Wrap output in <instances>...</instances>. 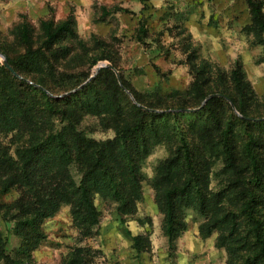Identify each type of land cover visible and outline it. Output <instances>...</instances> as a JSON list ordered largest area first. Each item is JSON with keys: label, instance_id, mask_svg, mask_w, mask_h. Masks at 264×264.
<instances>
[{"label": "rangeland", "instance_id": "obj_1", "mask_svg": "<svg viewBox=\"0 0 264 264\" xmlns=\"http://www.w3.org/2000/svg\"><path fill=\"white\" fill-rule=\"evenodd\" d=\"M71 17L76 37L60 34L48 49L43 23L60 25ZM23 26L29 29L33 48L46 53L43 69L33 67L57 95L46 92L54 99H65L63 104L75 111L87 138L97 142L117 138L116 119L106 113H112V108L121 114L120 121L137 114L133 106L149 113L139 146L133 149L135 180L129 174L121 177L125 202L114 199L110 189L100 184L94 190L100 222L88 236L75 226L71 207L62 205L43 221V238L31 251L32 259L40 264H62L73 250L86 248L90 264L241 262L251 247L245 240L248 222L236 219L230 227L225 215L216 218L217 207L206 215L193 193H188L177 199V231L171 242L161 190L187 176L175 157L180 144L178 126L201 156L213 154L207 161L205 188L218 195L216 203L226 197L234 212L242 198L239 190L227 185L235 170L226 167L218 145L221 136L237 149L238 158L243 157L240 120H250L259 134L264 166V43L247 0H0V53L14 59L26 53L19 36ZM104 63L119 72V78L113 73L124 92L118 105L108 108L100 107V101L117 88L113 79L105 76L92 84L102 70L97 73L96 69ZM238 68L247 88L239 102L250 118L221 93L233 88L232 73ZM83 87L87 89L81 92ZM203 94L207 95L202 99ZM211 95L225 101L203 111ZM214 119L220 125L217 131ZM237 168L247 170L246 161ZM70 171L78 182L76 168ZM254 191L264 232V186ZM16 197L8 193L1 201L9 203ZM207 224L213 227L210 235ZM15 226L0 215V232L12 256L23 244Z\"/></svg>", "mask_w": 264, "mask_h": 264}, {"label": "trees", "instance_id": "obj_2", "mask_svg": "<svg viewBox=\"0 0 264 264\" xmlns=\"http://www.w3.org/2000/svg\"><path fill=\"white\" fill-rule=\"evenodd\" d=\"M247 4L264 43V3L262 0H247ZM73 24L72 17L60 25L43 23L48 49L55 44L60 34L68 33L71 38L76 37L74 29L72 30ZM29 34L26 26L19 32L20 39L27 48L23 56L14 59L6 55L10 67L23 79L0 64V215L4 221L16 223V234L23 240L21 249L12 256L8 253L0 232V264H40L32 259L30 253L43 238V221L62 205L71 207L75 226L83 229L86 236L90 235L100 222V214L94 203V190L100 184L110 189L114 199L125 202L127 193L121 187V177L129 174L135 180L132 167L136 164V154L133 149L139 146L142 127L149 114L133 106L137 114L120 121L117 118L121 114L112 108V113H106L116 119L117 138L107 142L87 138L79 127L80 119L72 107L63 104L65 99L52 98L46 90L57 95L55 90L46 78L37 76L33 69H43L42 58L46 57V53L43 48H33ZM102 77H111L113 86L116 85L117 88H113L109 95L101 99L100 107L118 105L120 95H124V92L118 86L113 71L102 69L92 84ZM27 79L42 88L30 85ZM232 81L233 88L221 93L246 118H250L245 106L239 102L247 93L239 68L232 73ZM83 88L81 92L87 89ZM206 95L203 94L202 99ZM222 101L225 99L213 98L203 111L211 110L214 103ZM215 122L217 131L220 125L216 120ZM240 122L244 139L243 157L238 158L237 149L226 136H221L218 144L226 167L235 170L233 178L227 181V185H231L230 190H239L242 198L235 212L226 203V197L216 203L218 195L207 193L205 188L204 180L209 169L207 161L213 154L201 156L178 126L180 144L175 157L187 176L182 182H170L161 190L166 214V234L173 242L177 231V199L193 193L202 213L211 215L210 211L215 206L219 210L216 218L218 215H225L230 227L235 226L236 219L248 222L245 240L251 243V247L238 264H264L263 222L257 214V197L254 191L255 188L264 186L259 134L253 129L250 120ZM245 161L247 170L238 169L237 165H244ZM72 166L80 175L78 182L70 171ZM162 173L161 170L159 176ZM8 193L17 197L9 203H3L2 196ZM207 229V235H210L212 225L207 224ZM89 252V249L77 248L62 264H90L87 258Z\"/></svg>", "mask_w": 264, "mask_h": 264}, {"label": "water", "instance_id": "obj_3", "mask_svg": "<svg viewBox=\"0 0 264 264\" xmlns=\"http://www.w3.org/2000/svg\"><path fill=\"white\" fill-rule=\"evenodd\" d=\"M0 59H1V61L3 62V65L8 69V70H10L15 76H18V74L16 73V72H14V70L10 67V65L8 64V61H7V58H6V56L4 55V54H2V53H0ZM104 68H107V69H110V70H112L113 72H115V74L118 76V78H119V72L116 70V68H114V66H112L111 64H101L100 65V67L98 68V69H96V72L97 73H99V71L101 70V69H104ZM89 81H91V79L89 80ZM88 81V82H89ZM79 89H81V88H79ZM78 89V90H79ZM75 91H77V90H75ZM69 95H70V93H69ZM215 97H219V95H211V96H209L206 100H205V102H204V104L203 105H205L209 100H211V99H213V98H215ZM192 111H197V110H188V112H192Z\"/></svg>", "mask_w": 264, "mask_h": 264}]
</instances>
